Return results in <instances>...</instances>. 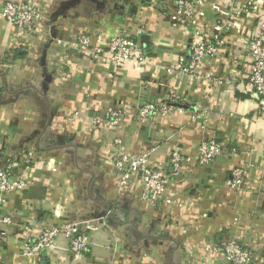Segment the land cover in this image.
<instances>
[{
    "label": "crops",
    "instance_id": "0c3cea01",
    "mask_svg": "<svg viewBox=\"0 0 264 264\" xmlns=\"http://www.w3.org/2000/svg\"><path fill=\"white\" fill-rule=\"evenodd\" d=\"M0 0V165L23 156L30 186L1 208L12 224H0V264H224L211 247L235 238L264 264V109L248 84L246 47L261 21L232 12L248 0H207L190 21L172 19L173 2L160 13L152 0H39L45 19L31 38L1 17ZM264 12V2L258 6ZM142 25L143 31L136 34ZM221 27L225 43L200 64L194 80L168 72L179 55L186 61L193 35L210 36ZM133 35L143 45L142 70L89 60L76 45L81 33ZM171 94L174 110L149 122L128 115L120 126L96 127L107 106L134 110ZM120 138L126 152L154 147L151 163L170 177L167 194L177 203L148 206L143 185L120 190L111 158ZM225 146L213 163L196 165L202 141ZM180 146L190 158L174 176L169 153ZM245 166L239 188L228 187L234 167ZM103 217V220L97 219ZM51 219H91L89 251L75 257L63 237L40 260L21 254L25 225Z\"/></svg>",
    "mask_w": 264,
    "mask_h": 264
},
{
    "label": "built area",
    "instance_id": "2783aa9c",
    "mask_svg": "<svg viewBox=\"0 0 264 264\" xmlns=\"http://www.w3.org/2000/svg\"><path fill=\"white\" fill-rule=\"evenodd\" d=\"M46 1L55 2L56 0ZM162 1L152 0V3L161 10L160 13L168 15L167 6L161 5ZM167 1L174 3L171 15L173 20L190 21L198 14L207 0ZM263 2L264 0H248L232 12L231 16L236 19L239 13L246 14V16L255 14L261 21L257 30L249 37L246 47V58L250 65L248 84L251 91L259 97L261 109H264V12L258 13V6ZM1 17L5 22L16 26L21 34L31 38L36 35L38 24L45 19V14L40 7L39 0H6L1 7ZM142 31L143 27L140 25L136 29V34ZM224 43L221 27H216L215 32L210 36L198 32L193 35L188 61L179 55L174 66L168 67L167 71H176L178 75L189 76L194 80L222 82L225 80L224 78H217L211 74L202 75L200 64L207 58H214ZM76 45L89 60H103L120 67H131L136 71L142 70L147 61L143 45L136 37L127 33H120L105 39L102 33L89 34L85 32L78 35ZM178 99V94H171L163 100H147L136 106L134 110L107 106L99 117L93 118V124L96 127L108 125L111 128H116L128 115L132 114L136 120L149 122L156 116H164L173 111L172 102ZM113 143L116 151L111 158V166L120 190L128 187L137 179L143 185L141 200L148 206L177 203L174 197L167 194L171 175L151 163L154 147L130 153L122 148L120 138H116ZM225 149V146L216 139L202 141L198 148L196 165H210ZM189 160L190 158L183 154L180 146H174L170 150L168 160L172 174L179 175L182 164ZM35 163L29 151L24 149L22 157H8L5 163L0 165V213L1 208L13 200L18 191L30 186V182L25 176L18 173V170ZM246 175L247 168L245 166L234 167L231 171V178L226 182L227 186L234 189L239 188ZM97 219L103 220V217ZM12 223V217L0 214V224ZM96 228V225L91 223V219L81 222L51 219L33 226L27 224L22 233L21 254L40 260L44 253L52 251L56 240L63 237L71 253L75 257H80L89 251L91 245L89 232ZM5 237L6 233L0 225V241ZM211 249L223 258L224 264L255 263V250L247 243L235 238L222 240L214 244Z\"/></svg>",
    "mask_w": 264,
    "mask_h": 264
}]
</instances>
